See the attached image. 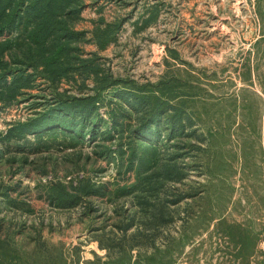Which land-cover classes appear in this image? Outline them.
I'll return each instance as SVG.
<instances>
[{
  "label": "rangeland",
  "instance_id": "374dc122",
  "mask_svg": "<svg viewBox=\"0 0 264 264\" xmlns=\"http://www.w3.org/2000/svg\"><path fill=\"white\" fill-rule=\"evenodd\" d=\"M81 3L66 21L90 68L56 82L29 68V89L0 103V264H264V0ZM95 96L85 120L47 113ZM144 150L161 188L124 195ZM160 200L154 220L143 204Z\"/></svg>",
  "mask_w": 264,
  "mask_h": 264
},
{
  "label": "trees",
  "instance_id": "16d2710c",
  "mask_svg": "<svg viewBox=\"0 0 264 264\" xmlns=\"http://www.w3.org/2000/svg\"><path fill=\"white\" fill-rule=\"evenodd\" d=\"M82 0H0V103L10 104L21 91L30 87L31 74L27 69H41V75L46 76L49 81H60L65 78L72 69H88V64H80L75 67L79 60V48L76 44L83 36L82 31L74 30L66 19L78 16L82 8ZM104 34L99 35L97 45L100 49L107 46L108 41H101ZM98 36V35H96ZM15 50L21 54V60L14 62L15 65L23 66L24 69H9L7 62L2 58L5 52ZM15 61V59H14ZM81 62V61H80ZM45 78V77H44ZM95 97L73 98L65 101H56V108L47 113L58 111L64 117L75 118L79 116L85 120L88 114L94 109ZM126 104L134 108L139 113L142 102L136 97L133 101ZM156 107L144 121H138L136 139L144 136L143 132L146 126L157 125L159 113ZM45 113V114H47ZM60 113L58 115H60ZM41 115V118L45 117ZM113 124H118L117 115L112 118ZM36 127L35 120L25 123L11 124L4 134V139L14 138L22 139L23 134L30 133ZM115 127V125H114ZM152 147H150V150ZM133 152V151H132ZM153 153V152H152ZM145 150L137 159L138 164L135 168L137 179L129 188H124L121 192L124 195L134 193H147L155 196L160 190V181L154 179V175L142 176L143 166L152 158L146 155ZM146 157V158H144ZM87 190L84 194H94ZM177 201L170 200L168 205H175ZM142 204V203H141ZM58 205V204H57ZM143 205L153 207L154 220L163 216V209L167 205L161 200L157 204L145 202ZM60 206V205H58Z\"/></svg>",
  "mask_w": 264,
  "mask_h": 264
}]
</instances>
